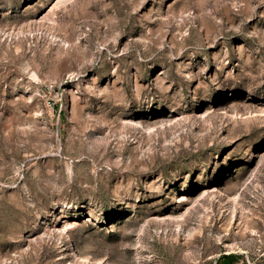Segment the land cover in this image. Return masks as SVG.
I'll list each match as a JSON object with an SVG mask.
<instances>
[{"label": "rangeland", "instance_id": "rangeland-1", "mask_svg": "<svg viewBox=\"0 0 264 264\" xmlns=\"http://www.w3.org/2000/svg\"><path fill=\"white\" fill-rule=\"evenodd\" d=\"M264 264V0H0V264Z\"/></svg>", "mask_w": 264, "mask_h": 264}, {"label": "trees", "instance_id": "trees-1", "mask_svg": "<svg viewBox=\"0 0 264 264\" xmlns=\"http://www.w3.org/2000/svg\"><path fill=\"white\" fill-rule=\"evenodd\" d=\"M238 259L236 254H225L222 256V262L220 264H235Z\"/></svg>", "mask_w": 264, "mask_h": 264}]
</instances>
